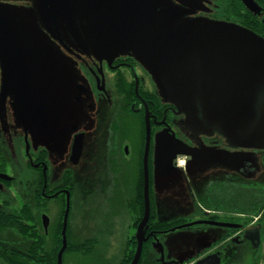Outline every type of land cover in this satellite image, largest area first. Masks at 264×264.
I'll return each mask as SVG.
<instances>
[{
	"label": "flooded vegetation",
	"instance_id": "af4514ba",
	"mask_svg": "<svg viewBox=\"0 0 264 264\" xmlns=\"http://www.w3.org/2000/svg\"><path fill=\"white\" fill-rule=\"evenodd\" d=\"M198 24L264 40V0H0V212L15 216L28 208L49 250L68 195L71 264H130L144 206L148 130L150 214L157 224L147 227L136 264H234L246 253L251 264H264V144L250 145L244 133L179 111L162 93L160 33ZM97 27L107 34L98 46ZM109 29L118 32L113 42ZM179 191L202 208L157 220L160 204L180 199ZM50 201L61 209L48 243V219L39 227L37 211ZM184 227L200 230L203 250L165 261L159 235ZM31 233L16 245L15 232L2 231L0 251L10 257L14 248L30 250Z\"/></svg>",
	"mask_w": 264,
	"mask_h": 264
},
{
	"label": "water",
	"instance_id": "95a60500",
	"mask_svg": "<svg viewBox=\"0 0 264 264\" xmlns=\"http://www.w3.org/2000/svg\"><path fill=\"white\" fill-rule=\"evenodd\" d=\"M155 15H151L153 20ZM132 32L131 28L121 31L125 38ZM109 33L108 41L113 42L118 32L109 29ZM95 34L97 46L105 42L107 34L102 28L97 27ZM160 37L161 40L165 37V42L160 45V67L166 64L162 93H168L179 105V111L225 130L244 133L245 138L242 139L249 138L246 143L250 145L264 144V40L243 29L211 24L186 25L180 32L166 36L160 33ZM192 128L194 130L195 126ZM148 143L147 130L144 212L136 227L137 247L130 264L137 263L142 245L147 240L150 216L146 169ZM181 152L188 151L181 148ZM69 206V196L66 195L62 245L56 264H62V255L67 247Z\"/></svg>",
	"mask_w": 264,
	"mask_h": 264
},
{
	"label": "rangeland",
	"instance_id": "374dc122",
	"mask_svg": "<svg viewBox=\"0 0 264 264\" xmlns=\"http://www.w3.org/2000/svg\"><path fill=\"white\" fill-rule=\"evenodd\" d=\"M25 175L27 174L22 173V176H25ZM161 186L164 187V185H161ZM23 192H24L23 188L19 189V191L17 190L15 198L21 197ZM179 192L180 193L178 197H181L180 199L174 200V201H167L163 204L162 203L160 204L159 210H160L161 215L156 218L157 220L173 221V219L178 217V215L188 216L187 214H178V212H191V214L195 216L194 211L199 210L202 204L200 203L193 204V203H187L183 201L184 192L183 191H179ZM19 206H20V203L17 200V203L15 205L16 209ZM4 209L8 210L7 208H4ZM60 209H61L60 204L58 202L50 201L48 203L47 209L37 211V214L39 215L38 222H37L39 227L40 226L43 227L42 217H46L48 219L47 230H46V233L44 232L46 235L45 237L48 240V243L52 241V236H53V233L55 231V228L59 220ZM72 227H73V214L70 211L69 216H68L66 238L69 240L68 242H71V243H73V238L71 235ZM191 229L194 230V227H192ZM130 232L132 233L133 230H130ZM7 233L8 232H5L4 234H7ZM201 235L203 236V234L200 233V230L198 233L196 232L190 233V229L186 227L160 234L159 243L161 244L163 248L162 254H163L165 261L167 262L171 260L181 261L187 253H194L198 250H203L202 247L198 246V244L202 243ZM154 252L156 253L155 254L156 256L161 255L158 248H154ZM73 255H74L73 251L65 253V254L63 252L62 264H71ZM0 264H5V263H3L0 260ZM234 264H251L250 254L246 253L240 259H237Z\"/></svg>",
	"mask_w": 264,
	"mask_h": 264
},
{
	"label": "trees",
	"instance_id": "16d2710c",
	"mask_svg": "<svg viewBox=\"0 0 264 264\" xmlns=\"http://www.w3.org/2000/svg\"><path fill=\"white\" fill-rule=\"evenodd\" d=\"M140 207V215H142V211L144 209L143 203H139ZM134 222V227L137 226L140 218ZM34 220V215L32 212L25 207H22L19 211H17L16 215H10L8 213L0 212V237L1 232L4 230H13L16 234V245L21 244L20 236L25 238L28 229H32V246L30 250L24 249H15L14 253L11 254L10 257H7L8 251L3 252L0 251V258L4 260L5 264H56L57 262V252L62 245L61 240V223L58 224L57 232L54 234V246L45 250V239L44 237L33 230L32 222ZM157 223L152 221V211L148 221L149 228H155ZM159 228H162V225L158 224ZM76 245L68 242V246L64 250V254L74 251ZM5 253V255H4ZM257 264V262L255 263Z\"/></svg>",
	"mask_w": 264,
	"mask_h": 264
}]
</instances>
